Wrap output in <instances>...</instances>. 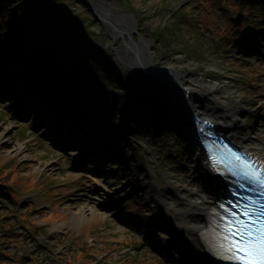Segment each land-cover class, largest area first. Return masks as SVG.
Here are the masks:
<instances>
[{
	"label": "rangeland",
	"instance_id": "rangeland-1",
	"mask_svg": "<svg viewBox=\"0 0 264 264\" xmlns=\"http://www.w3.org/2000/svg\"><path fill=\"white\" fill-rule=\"evenodd\" d=\"M44 1H50L55 10L63 12L64 7L77 18V14L82 16L80 26L88 33L77 38L78 50L82 54L85 42L96 48L97 58L93 61L116 92L115 113L111 117L105 106L91 103L86 120L59 119L62 107H48L41 99L37 88L41 76H33L25 85L18 73L10 69L14 55L0 50V170L7 161H19L10 184L0 186V260L6 264H186L183 250L196 248L193 243L182 242L181 231L169 224L175 221L180 227L185 220L182 216L187 208L179 204L177 196L189 199L200 190L179 136L186 129V117L183 124L181 119L174 122V108L165 102L163 94L143 99L131 94L123 102L134 83L140 86L146 81L135 77L119 60L134 63L145 55L136 45L125 49L127 57L115 55L127 35L114 38L111 29L117 23L134 25L136 32L130 37L145 40L157 63L169 64L176 75L200 84L204 91L197 92V96L209 95L210 88L235 96L241 105L237 125L252 136L251 142L263 153L264 38L257 45H249L251 51L247 54L233 49L230 42L226 47V38L216 39L213 32L198 26L188 0H93L95 5L89 0ZM180 12L186 13L187 21ZM237 14L244 16L243 11L237 10L234 18ZM104 59L110 62L109 69L104 66ZM23 64L16 63L17 68ZM11 90L17 92L18 102L9 97ZM142 100L157 104L159 111L141 107L138 102ZM27 101L33 105H26ZM26 109L39 110L52 118L58 114L57 123L63 127L61 135L66 129L68 137L78 138L77 144L89 142L90 149L113 156L106 161V168L98 170L109 188L105 196H96L97 204L91 199L95 192L88 188L89 178L97 179L92 177L95 168L91 161L78 157L75 162L78 148L74 151L64 139L62 147L56 139L45 136L47 128L36 127V123L31 126V111L25 116L28 121H21L20 112ZM99 116L114 120L103 134L95 127ZM139 117L158 124L155 133L143 128L133 131L132 120ZM156 139L166 146L162 158L171 157L174 163L157 158ZM173 187L179 190L176 196L164 191ZM141 191L153 196L149 199ZM133 196L145 217L127 218L128 211L136 206L127 209L124 202ZM172 213L179 214V219H171ZM27 214L29 217L25 218Z\"/></svg>",
	"mask_w": 264,
	"mask_h": 264
},
{
	"label": "trees",
	"instance_id": "trees-1",
	"mask_svg": "<svg viewBox=\"0 0 264 264\" xmlns=\"http://www.w3.org/2000/svg\"><path fill=\"white\" fill-rule=\"evenodd\" d=\"M188 1L198 26L204 27L208 33L213 32L216 39L226 38V47L230 42L233 49L237 48L246 54L249 45L255 44L259 37H264V0ZM51 5L50 1L44 0H0V50L11 51L15 55L13 57L15 64L12 65L11 71L17 70L16 63L24 62L23 68L15 72L19 76L22 75L20 76L22 83L28 84L33 76H41L42 99L50 105H58L64 99L66 104L64 117L73 116L78 120H86L90 117L91 103L105 106L112 117L115 113L116 92L106 83L104 74L93 61L97 58L94 57L97 53L96 48L85 42L81 54L77 47V38L84 37L86 31L80 26V20L82 23L84 21L82 16L77 14V18L64 7L61 12L59 8L55 10ZM194 9H198L201 13L197 14ZM237 10L244 12L240 24L234 19ZM180 14L182 19L187 21L186 13L183 15L180 12ZM37 26H41L42 29L36 30ZM86 32L88 33V30ZM103 63L109 69L110 62L104 59ZM44 69L47 70L42 73ZM142 85L140 86L143 87ZM60 87H63L65 93ZM142 89L144 92L135 94L137 98L143 99L148 95L147 89L145 87ZM111 117L108 120L97 117L95 127L99 134H103L112 126L114 120ZM145 121L146 123H143L141 117L132 120L134 131L143 128L147 133H155L158 124L155 125L150 120ZM154 145L156 150L158 149L157 158L160 157L161 161L165 160L162 155L166 152V146L162 145L159 139L154 141ZM136 161L142 163L139 159ZM163 162L174 163L171 157ZM18 163L17 160H10L3 165L0 170V186L10 184L11 179L14 178L13 169L18 167ZM145 196L150 199L153 195L149 193ZM128 202L129 206L136 207L132 212L128 211L127 217L144 215L135 196ZM1 216L0 212V218ZM26 217L28 218L29 215H25ZM1 225L2 223L0 227ZM0 264L6 263L0 260Z\"/></svg>",
	"mask_w": 264,
	"mask_h": 264
},
{
	"label": "bare ground",
	"instance_id": "bare-ground-1",
	"mask_svg": "<svg viewBox=\"0 0 264 264\" xmlns=\"http://www.w3.org/2000/svg\"><path fill=\"white\" fill-rule=\"evenodd\" d=\"M89 1L93 3V0ZM93 4L95 5V3ZM112 28L111 35L114 38H116V35L118 34L127 35V41L123 38L124 44L123 46H117L115 55L118 57H127L128 50L125 49L130 48L131 45H136L137 47L140 46L141 48L139 47L138 49H142V52L144 51L143 53L145 56L141 57L142 59H139L138 62L129 63V61H127V63H125L126 60L117 59L122 62L123 65H126L127 68H125L129 72H132L135 77L142 78L146 81L142 86L147 89L148 97L151 95H153L152 97L155 95L160 96L161 94L165 96V102L167 104L169 103L174 108V122H179L181 119L183 124V119L185 117L186 122L189 121L188 114L208 120L210 126H212V129L215 130V132L221 134L235 147L247 152V154L255 156L257 159H260L264 165L263 150L251 142V139L253 138L252 136L246 135L245 129H241V127L237 125L236 115L241 113V105L239 104V101L235 100V96L230 95L229 93L228 95H222L224 92L218 88H210L209 95L197 96V92L204 91L200 84L195 80H190L187 77L181 78L179 75H176V72L172 70L169 64L157 63L155 57L151 56L148 49L149 45L146 44L147 42L145 40L130 37L136 32L134 25L131 23H117L116 26ZM41 29V26L36 27V30L38 31ZM117 38H119V35ZM145 45L147 47H145ZM137 84L138 83L136 82L132 85L133 90L127 93L123 98V102H127V100L131 98V94L142 93V91L144 92L142 89L143 87L139 85L137 86ZM8 94L9 97H12L15 100V102L20 100L17 97L18 94L16 91L11 90ZM219 106L222 108H218ZM30 111L37 124L43 123V126L48 125L50 127L52 135L56 137L55 139L59 145L63 144L62 141L64 139L66 142L68 141V145L73 146L71 141L74 143V140L78 139L74 138V135H72V137L70 136V138L66 133L63 135L60 134V137H57L55 133V130L57 129L56 119L48 117V115L39 112V110L32 109ZM23 114L24 112H22V115ZM25 119L26 117L23 115L21 121H25ZM143 123H146V121H143ZM32 124L33 123H31V126H33ZM185 128V131L179 133V136L182 138L185 152L189 155V162L194 170L193 173L196 172L195 177L200 190L197 193H193L189 199L179 198L177 196V199L180 201L179 204L187 208V211L182 216V219L185 220H183L180 227L176 226L175 221L173 220V222H170L169 224L173 229L181 231L179 234L183 235L182 242L185 244L188 242L193 243L196 248L189 252L183 250V259H188L186 264H226L223 256L219 253V250L215 245V231L213 227V205L215 204L216 198L224 192L223 184L218 176L211 171L206 155L199 145L198 137L194 129L189 123L187 125L185 124ZM58 131L60 132V129ZM45 136L47 135L45 134ZM74 145L75 147L73 146V149L78 148V155L74 159L75 162L79 160L78 157L87 158L86 155L90 151V143L80 141L79 144L74 143ZM16 151L20 152L19 148H17ZM91 151H93V149ZM96 154L97 152L93 155L94 163L92 162V164H94L95 170L92 177L97 179H90L88 177V188L96 194L91 198L94 200V204H97L99 201L96 196H99L100 198L105 196L109 188L108 184L100 179L102 178V173L98 171L103 165L107 167L108 163L105 161H107L108 158H105L102 154H98L100 160H95ZM98 190H101V192H98ZM164 191L170 196H176L179 193V190L174 187L170 190ZM103 208L107 211L104 204ZM83 213L84 212L81 214ZM178 216L179 214L175 215V213H172L170 218L179 219ZM185 234H187L186 237L184 236Z\"/></svg>",
	"mask_w": 264,
	"mask_h": 264
},
{
	"label": "snow or ice",
	"instance_id": "snow-or-ice-1",
	"mask_svg": "<svg viewBox=\"0 0 264 264\" xmlns=\"http://www.w3.org/2000/svg\"><path fill=\"white\" fill-rule=\"evenodd\" d=\"M209 159L214 163L221 162L214 156H209ZM221 159L227 162L235 174L241 175L250 184L264 187V169L256 168L251 158L245 161L240 155L230 152ZM239 188L243 190L244 185H239ZM231 195L238 196L236 192ZM245 199L247 198L239 196L236 200L219 204L223 215L218 217V248L221 253L227 254L224 258L235 264H264V209L255 214L250 203L240 202Z\"/></svg>",
	"mask_w": 264,
	"mask_h": 264
},
{
	"label": "water",
	"instance_id": "water-1",
	"mask_svg": "<svg viewBox=\"0 0 264 264\" xmlns=\"http://www.w3.org/2000/svg\"><path fill=\"white\" fill-rule=\"evenodd\" d=\"M242 18H243L242 14H237L235 20L237 23H240ZM138 103L141 105V107H143V106H146V108L151 107L150 109H154V111H159V109H160V107L157 104L151 103L150 101L148 102L147 100L146 101L142 100L141 102H138ZM152 119L156 120V118H152Z\"/></svg>",
	"mask_w": 264,
	"mask_h": 264
}]
</instances>
